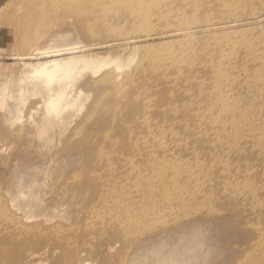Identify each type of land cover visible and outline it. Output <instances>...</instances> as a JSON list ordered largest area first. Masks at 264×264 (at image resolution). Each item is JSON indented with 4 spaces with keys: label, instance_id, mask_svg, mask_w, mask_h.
<instances>
[{
    "label": "rangeland",
    "instance_id": "obj_1",
    "mask_svg": "<svg viewBox=\"0 0 264 264\" xmlns=\"http://www.w3.org/2000/svg\"><path fill=\"white\" fill-rule=\"evenodd\" d=\"M254 17L264 0H0V264H264ZM71 48L58 59L135 61L85 74L60 119L48 95L64 83L33 69Z\"/></svg>",
    "mask_w": 264,
    "mask_h": 264
},
{
    "label": "bare ground",
    "instance_id": "obj_2",
    "mask_svg": "<svg viewBox=\"0 0 264 264\" xmlns=\"http://www.w3.org/2000/svg\"><path fill=\"white\" fill-rule=\"evenodd\" d=\"M51 2H49V4L47 3L46 5V9L48 11L52 10L54 14L58 13L60 10L61 12L65 11V9H62L60 7L58 8V5H60L58 1H51ZM56 6L57 8H55ZM37 8L38 7H36V13L38 12ZM64 13L67 14V11H65ZM47 15H50V13H47L45 11L43 14L39 16L44 17ZM263 20L264 19L262 17H256L255 19H253L255 24H259L257 26H260ZM236 26H237V22L230 20V21H222L218 23H211L206 26L200 25L198 27L204 28L205 33H217L221 31H229ZM181 31H188V29H183ZM143 38L150 39V37L148 36H143ZM128 42H131V40H128ZM128 45H132V44L128 43ZM131 48H133V50H136L137 49L136 44L132 45ZM70 50H72V48L64 49V50H56L54 52L51 51V53H47V54L44 53V55L48 56L47 58H49V60L47 62L39 63L38 65H36L35 68L33 69L34 75L32 74L35 79L40 80L41 83L47 84L48 86H51L54 83L57 84L64 83L63 86H60L57 89H50L51 90L50 92L48 91L49 92L48 109L50 111H54L56 117L60 119L62 118V115L65 112V110L66 111L73 110L74 108H76L75 107L76 105H79L78 103L82 98L83 92L81 91L82 88H78L77 86L79 81L81 80L82 77H84L85 74H89L94 77L99 76L98 79H94L93 77L86 79L84 83V85L86 86H90L97 81H102L103 79H104L103 83H107L108 80L110 81V78L105 80L106 76L104 75L101 76V73L104 70L110 68V66L111 67L114 66L117 71L123 73L124 70L129 68L131 64L135 61V58H133L134 54L131 53L130 51L129 53L126 51L120 57H117L115 59H111L109 57L106 59V57L103 58L99 55L92 57L80 56V57L58 59V57L61 56L64 52H70ZM39 55H41V53H39L38 51L29 53V56L32 58L38 57ZM219 80L220 79L216 78L217 88H218ZM134 84L136 85V82ZM82 109L83 107L80 106L79 110L82 111ZM218 115L219 116L224 115V112H219ZM212 126L214 127V123H212ZM213 130L218 131V128H214ZM166 250H164L163 252H165ZM172 257L173 256L169 257L167 260H170L171 262Z\"/></svg>",
    "mask_w": 264,
    "mask_h": 264
}]
</instances>
